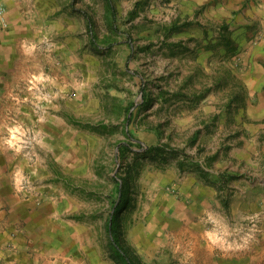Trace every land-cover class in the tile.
<instances>
[{
    "label": "rangeland",
    "instance_id": "obj_1",
    "mask_svg": "<svg viewBox=\"0 0 264 264\" xmlns=\"http://www.w3.org/2000/svg\"><path fill=\"white\" fill-rule=\"evenodd\" d=\"M110 1L6 3L0 202L51 264H121L119 179L136 264H264V0Z\"/></svg>",
    "mask_w": 264,
    "mask_h": 264
},
{
    "label": "crops",
    "instance_id": "obj_2",
    "mask_svg": "<svg viewBox=\"0 0 264 264\" xmlns=\"http://www.w3.org/2000/svg\"><path fill=\"white\" fill-rule=\"evenodd\" d=\"M4 1L5 4L8 2V0ZM10 16L9 12V23ZM11 32L12 30L3 31L0 34V40ZM0 59L3 60V57L0 56ZM2 66L3 63L0 61V74L3 72ZM206 102L215 109L216 104L212 100H206ZM243 144L246 148L250 147L247 140ZM10 199L9 204L0 202V264H51L52 249L45 242L48 241L47 237L38 239L40 242L42 239L43 244H48L47 246L39 247L35 244L33 231L25 228L24 225L27 219L26 204L18 196H12Z\"/></svg>",
    "mask_w": 264,
    "mask_h": 264
},
{
    "label": "trees",
    "instance_id": "obj_3",
    "mask_svg": "<svg viewBox=\"0 0 264 264\" xmlns=\"http://www.w3.org/2000/svg\"><path fill=\"white\" fill-rule=\"evenodd\" d=\"M108 1V5L111 9L112 18L115 19L116 10L115 7L112 5L110 0ZM88 23L91 25V20L89 17H86ZM131 139H134L131 137ZM132 147L131 144H125L122 146L123 150H128ZM146 151L151 153L160 154L161 148L159 146H152L148 148ZM115 190L113 192L114 195L118 194V198L114 199V196H111V210L108 216L106 229L108 234V241L112 248L113 258L121 264H136L135 261L129 256L127 251L123 248L118 235L115 232V227L117 226V222L119 220L120 214L126 204L124 202L125 194H126V184L122 183L119 179L115 182Z\"/></svg>",
    "mask_w": 264,
    "mask_h": 264
},
{
    "label": "built area",
    "instance_id": "obj_4",
    "mask_svg": "<svg viewBox=\"0 0 264 264\" xmlns=\"http://www.w3.org/2000/svg\"><path fill=\"white\" fill-rule=\"evenodd\" d=\"M9 19L6 4L4 0H0V31H5L9 28Z\"/></svg>",
    "mask_w": 264,
    "mask_h": 264
}]
</instances>
